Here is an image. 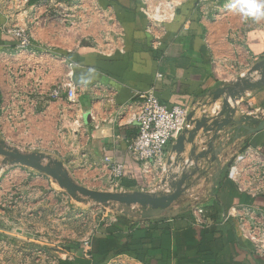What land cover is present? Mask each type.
<instances>
[{"label":"crops","instance_id":"0c3cea01","mask_svg":"<svg viewBox=\"0 0 264 264\" xmlns=\"http://www.w3.org/2000/svg\"><path fill=\"white\" fill-rule=\"evenodd\" d=\"M72 1L0 0V51L15 47V38L6 32V26L12 24L28 27L36 43L9 59L0 58V140L22 151L43 152L61 160L76 182L100 191H116L107 158L116 160L126 168L119 181L124 191H150L163 176L161 168L153 165L143 171L129 150L138 133L134 116L139 94L155 89L169 108L188 105L196 109L195 118L204 110L209 114L218 111L221 99L213 102L212 93L247 75L264 58V19L243 17L233 9L235 0H150L153 7L173 11L151 33L142 10L147 0H84L90 17L86 12L84 22L77 25L68 12ZM154 36L161 40L158 48L152 45ZM33 49L43 52L41 57ZM22 66L26 74L18 73ZM70 67L75 96L68 98L63 93L51 98V90L67 81ZM157 72L163 77H157ZM252 76L256 79L259 74ZM40 77L43 83L39 86ZM230 103L238 105V116L264 108V86ZM10 104L12 118L5 110ZM245 132L237 139L234 132H223L216 141L217 146L225 144L219 160L207 163L203 174L191 181L203 202L217 196L220 215L242 202L264 209L262 199L246 202V195L227 174L218 184L221 170L228 173L240 150L253 147L264 154V129ZM175 141L169 146L167 164L174 156ZM190 148L187 143L184 156ZM3 159L0 156V264L30 262V252L25 249L34 244V231L38 225L51 226L54 213L64 212L62 219H68L71 197L50 175L24 165H4ZM127 182L134 187H127ZM83 202L96 208L99 216L88 236L66 251L85 249V240L96 237L118 240L141 254L138 258L122 252L100 264H264V256L251 253L233 221L195 223L188 198L148 218L141 215V207L132 209L138 213L135 216L121 212L117 204ZM187 207L189 214L184 215ZM124 213L128 223L122 218ZM202 229L206 230L203 236ZM65 260L93 264L91 253L61 261Z\"/></svg>","mask_w":264,"mask_h":264},{"label":"built area","instance_id":"2783aa9c","mask_svg":"<svg viewBox=\"0 0 264 264\" xmlns=\"http://www.w3.org/2000/svg\"><path fill=\"white\" fill-rule=\"evenodd\" d=\"M68 8L69 15L74 16L72 24L77 25L83 23L85 20L86 4L84 0H73ZM96 10L97 6H93ZM143 12L149 20V31L154 33V27L156 23L168 20L172 15V9H164L161 5L153 7L150 4V0L145 1L142 7ZM87 17H90V12H87ZM6 32L15 38V47H6L0 51V58L2 60L9 59L21 51L35 47L34 35L31 30L26 26L18 24H12L6 26ZM154 48H158L161 45V40L158 36H154L152 41ZM33 54L40 55L43 52L38 53L37 49L32 50ZM41 57V55L39 56ZM19 74H26L27 69L22 66ZM74 71L70 67L67 74V81L61 82L49 93L51 98H60L63 93L68 98H73L76 93L75 83L73 81ZM157 77H163L162 72H157ZM38 85H42L43 77L37 80ZM139 107L134 116V120L137 123L138 133L129 145V150L133 157L139 161L142 165L143 171H147L150 166H158L163 173L162 178L157 184L151 185L150 191L161 192L163 194H169L173 191L169 185L167 179L168 174L171 171L178 173L179 175L185 170H191L195 167L198 168V172L193 176L203 174L206 169V159L195 162L185 156L183 162L177 164L176 167H172L165 162L166 157L169 154V146L178 135L184 129H192L194 123L188 120V114L192 107L188 105H174L169 108L163 103L155 89L139 94ZM8 111V118L14 117V109L12 104L5 109ZM204 112H206L204 110ZM214 111L212 114H215ZM249 114L257 117H264V108L258 110H252ZM209 140L208 134H199L197 137L198 149L204 150L207 148V142ZM174 160V156H170ZM112 167V188L116 191H124L123 187L119 184V181L126 175V168L124 163L116 160H110ZM227 176L238 187L239 191L251 198H257L264 196V154L253 147H246L240 150L232 158ZM185 194L192 201L191 208L194 213V222L199 225L209 224L214 222L210 218L206 209L204 208V202L197 191L194 190L192 182L185 190ZM136 208V206H134ZM219 222L233 221L239 232V236L250 247L253 253L259 256H264V209L255 203H238L230 206L228 209L220 215ZM85 249H77L73 251H64L65 254L62 257L74 258L78 256L89 257L90 240H85ZM68 256V257H67Z\"/></svg>","mask_w":264,"mask_h":264},{"label":"water","instance_id":"95a60500","mask_svg":"<svg viewBox=\"0 0 264 264\" xmlns=\"http://www.w3.org/2000/svg\"><path fill=\"white\" fill-rule=\"evenodd\" d=\"M254 72L259 74V77L256 79L252 76ZM263 86L264 58L257 61L247 75L238 77L212 93L213 102L221 99L220 109L215 114L203 112L200 118H195L196 109H191L188 114V120L194 123V127L192 129H184L178 135L172 150L174 160L170 159L171 162L168 165L174 168L177 164L184 161L185 156L183 154L186 151L187 143L191 145L190 151L186 156L190 160L198 162L201 159H206L207 163L216 162L225 148L224 143H221L219 146L216 145L217 139L223 132L225 135L234 132L235 139H237L240 137L242 131H246L245 134H251L264 129V117L259 118L252 114L238 116L236 115L238 105L232 106L230 103V100L236 103L248 91ZM200 131L203 134H208L209 140L207 148L198 151L197 137ZM0 156H4L3 161H1L4 165H24L50 175L71 197L78 201L90 198L106 206L117 204L121 212L135 216L138 213L132 209L135 208L134 206L141 207L143 208L141 215L145 218L159 216L171 208L176 201L188 198L185 190L191 183L193 176L198 172L197 167L185 170L180 175L170 170L167 179L164 180H167L173 189L169 194L143 190L100 191L76 182L68 169H66L64 163L49 154L38 151H22L9 145L6 141L0 140Z\"/></svg>","mask_w":264,"mask_h":264},{"label":"rangeland","instance_id":"374dc122","mask_svg":"<svg viewBox=\"0 0 264 264\" xmlns=\"http://www.w3.org/2000/svg\"><path fill=\"white\" fill-rule=\"evenodd\" d=\"M85 200L94 204L90 198ZM63 213H54L51 226L47 225L43 228L38 225L33 235L34 244L25 249L26 252H30V262L21 260L9 261L6 264H58L63 260L62 254L65 249L78 244L94 229L96 218L99 216L96 208L73 197L70 198L68 219H62ZM65 226H67L66 235Z\"/></svg>","mask_w":264,"mask_h":264},{"label":"trees","instance_id":"16d2710c","mask_svg":"<svg viewBox=\"0 0 264 264\" xmlns=\"http://www.w3.org/2000/svg\"><path fill=\"white\" fill-rule=\"evenodd\" d=\"M223 173L222 178H220V180L218 181V184L221 183V181L223 180V178L226 177V170L223 169L221 170ZM127 187H134V183H125ZM246 202L250 201L252 202L253 200H257V199H262L264 200V196H260L257 197L256 199L251 198L249 196H246ZM222 205L220 204L217 196L213 195L209 201L204 202V208L206 209V213L207 215L212 218L214 220L213 224H216L219 219V215H220V211L222 209L221 207ZM188 207L185 208V210L183 211L184 215H188L189 213L187 212ZM210 211H213L212 213H210ZM126 216L127 214H123L122 218L124 219V221L126 223ZM130 228L133 227V224L129 225ZM236 227V226H234ZM206 233L205 229H202L201 231V235L203 236ZM97 243V246H96ZM90 245H92V251H90L92 259H93V264H100L102 262H104L105 260H107L110 256L115 255V254H119L122 252H129L134 254L136 257L141 258V254H139L137 251H130L128 250L124 244L119 243L118 240H108V239H96V237H94L91 241H90ZM251 253L253 254V252L251 251ZM255 254V253H254ZM60 264H81L79 261L76 260H65V261H61Z\"/></svg>","mask_w":264,"mask_h":264},{"label":"clouds","instance_id":"9594fccd","mask_svg":"<svg viewBox=\"0 0 264 264\" xmlns=\"http://www.w3.org/2000/svg\"><path fill=\"white\" fill-rule=\"evenodd\" d=\"M233 9L245 18L264 19V0H235Z\"/></svg>","mask_w":264,"mask_h":264}]
</instances>
